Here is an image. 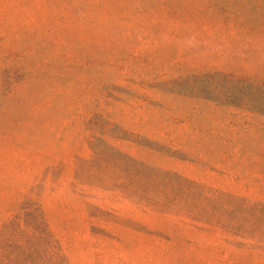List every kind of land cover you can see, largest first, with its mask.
<instances>
[{
    "label": "rangeland",
    "instance_id": "1",
    "mask_svg": "<svg viewBox=\"0 0 264 264\" xmlns=\"http://www.w3.org/2000/svg\"><path fill=\"white\" fill-rule=\"evenodd\" d=\"M0 264H264V0H0Z\"/></svg>",
    "mask_w": 264,
    "mask_h": 264
}]
</instances>
